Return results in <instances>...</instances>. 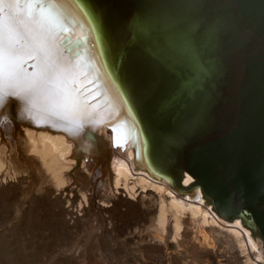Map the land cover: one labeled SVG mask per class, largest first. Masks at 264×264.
I'll list each match as a JSON object with an SVG mask.
<instances>
[{
    "label": "bare ground",
    "instance_id": "obj_1",
    "mask_svg": "<svg viewBox=\"0 0 264 264\" xmlns=\"http://www.w3.org/2000/svg\"><path fill=\"white\" fill-rule=\"evenodd\" d=\"M18 11L5 8L0 215L7 212L12 218L11 205L24 196L19 198L22 205L17 203L29 219L48 218L75 234L86 222L97 252L103 242L109 249L117 242L111 240L113 218L120 215L139 223L148 216L160 235L140 244L154 255L151 264H184L186 252L192 255L191 264H216L219 258L226 264H264L262 241L238 218L216 214L199 189L191 193L194 179L189 173L181 179L180 192L147 170L133 122L85 39L86 23L72 1L59 0L42 26L34 24L33 17L18 16ZM37 43L48 52L46 61L35 53ZM46 67L57 72L52 83L45 82L51 79ZM44 97L63 98L70 110L51 115ZM73 120L86 122L79 134L73 132ZM190 234L201 241L216 235L222 249L206 250L208 241L200 243V251L188 249ZM132 257L137 262L134 253Z\"/></svg>",
    "mask_w": 264,
    "mask_h": 264
},
{
    "label": "water",
    "instance_id": "obj_2",
    "mask_svg": "<svg viewBox=\"0 0 264 264\" xmlns=\"http://www.w3.org/2000/svg\"><path fill=\"white\" fill-rule=\"evenodd\" d=\"M71 1L147 170L264 247V0Z\"/></svg>",
    "mask_w": 264,
    "mask_h": 264
},
{
    "label": "rangeland",
    "instance_id": "obj_3",
    "mask_svg": "<svg viewBox=\"0 0 264 264\" xmlns=\"http://www.w3.org/2000/svg\"><path fill=\"white\" fill-rule=\"evenodd\" d=\"M19 198L24 199V196H20L17 199L18 201L16 200L18 203L21 201L23 202V200ZM17 202H14L15 204L11 205L13 212L11 213L12 215L14 214L12 218L9 216L8 219L9 214H7V212H2V215H0V264H142L141 260L148 261V264H151L149 262L154 260V255L143 250L140 245L142 242V244L146 243V240L151 241V239H157L160 236L158 232H156V229H154V225H151L153 221L151 222L148 216L141 219L139 221L140 224L136 223L131 218L119 217L120 215L113 219L111 218V223L114 225V234L112 236L114 239L111 238V240L117 242L112 249H109V246H107L109 244L104 243L103 239L101 240L103 245L99 248L100 251L97 252L95 242H93L94 238L90 231H88L89 225L86 224V222L82 223L84 226L82 224V226L79 225L83 231L79 228L81 232L79 231L75 234L68 228H63L62 226L56 227V225H54L55 222L51 219L48 220V218L45 222L42 221L44 219H29L24 216L25 211L22 210V202L19 203L21 205ZM14 208H16V210ZM18 214L20 217L18 216L16 218ZM134 216H137V214ZM192 236L193 234H190L188 237L189 243L186 246L188 249L193 247L195 250L200 251L199 245L202 241H208L204 247L206 250L222 249L221 247L219 248L216 235H208V238L205 240L202 239V241V237L198 236L197 238H192ZM82 238L86 240H83ZM168 238V241H172V237ZM89 241L91 242V245L88 246ZM82 244L87 245L83 246ZM115 245H117L116 247L119 249H117ZM223 246H225V244ZM84 248L85 250H82ZM87 248H91L92 250H87ZM181 249L183 248L181 247L180 250ZM131 251L136 255L137 262L133 260ZM140 255L143 256L140 257ZM185 255L189 257L185 256L182 263L188 264L186 262H190L189 264H191L192 255L190 252H186ZM218 260L219 261L216 262V264H226L220 261L221 258Z\"/></svg>",
    "mask_w": 264,
    "mask_h": 264
},
{
    "label": "snow or ice",
    "instance_id": "obj_4",
    "mask_svg": "<svg viewBox=\"0 0 264 264\" xmlns=\"http://www.w3.org/2000/svg\"><path fill=\"white\" fill-rule=\"evenodd\" d=\"M59 0H0V107L3 106L6 99V93L4 91V78H5V64H4V42L6 33V18L5 8L19 10L17 15L24 14L33 17L32 22L37 26H42L41 22L51 16V9L58 5ZM21 28L25 27V21L19 20ZM52 46L55 47V40L52 41ZM35 53L43 55L45 61L47 60L48 52L45 47L37 43L35 45ZM57 72L55 69L46 67V76H50L51 79H47L45 82L52 83L55 79ZM7 95H18L17 93H7ZM44 99H48L44 97ZM86 103V101H84ZM70 109L63 102V98L59 99H48V111L51 115H61L63 112L69 111ZM67 119V117H62ZM73 125V132L79 134L84 126L85 121L73 120L70 121Z\"/></svg>",
    "mask_w": 264,
    "mask_h": 264
}]
</instances>
